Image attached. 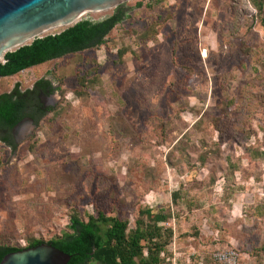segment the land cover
Returning <instances> with one entry per match:
<instances>
[{
  "label": "rangeland",
  "instance_id": "rangeland-1",
  "mask_svg": "<svg viewBox=\"0 0 264 264\" xmlns=\"http://www.w3.org/2000/svg\"><path fill=\"white\" fill-rule=\"evenodd\" d=\"M121 7L99 48L0 79V93L40 78L61 93L11 162L0 140V245L58 237L73 210L132 227L150 207L171 214L170 261L217 264L230 247L264 264V12L250 0Z\"/></svg>",
  "mask_w": 264,
  "mask_h": 264
},
{
  "label": "trees",
  "instance_id": "trees-1",
  "mask_svg": "<svg viewBox=\"0 0 264 264\" xmlns=\"http://www.w3.org/2000/svg\"><path fill=\"white\" fill-rule=\"evenodd\" d=\"M250 2L259 15L264 12V0ZM141 4L137 3L138 6ZM114 10L112 15L101 20L81 19L57 33L36 38L27 45L7 52L5 62H0V79L13 77L50 60L99 48L126 15L121 5ZM262 22L264 24V17ZM94 76L96 73L92 78ZM53 90L49 79L40 78L25 91L20 90L16 83L11 90L0 93V140L14 147L9 132L25 117L28 104L36 125L52 112L54 107L44 108L36 95L40 91L48 94ZM30 94L35 96V101L29 99ZM254 154L264 158V150L258 149ZM178 195L177 191L172 193L173 201ZM170 218L171 214L165 209L142 207L138 210L134 225L130 227L128 220L112 212L99 210L96 214H87L84 220L77 210H73L67 230L60 236L48 241L32 238L23 247L0 245V260L10 252L47 243L71 255L67 264H171L167 247L171 243L173 230L164 225Z\"/></svg>",
  "mask_w": 264,
  "mask_h": 264
},
{
  "label": "water",
  "instance_id": "water-1",
  "mask_svg": "<svg viewBox=\"0 0 264 264\" xmlns=\"http://www.w3.org/2000/svg\"><path fill=\"white\" fill-rule=\"evenodd\" d=\"M127 1L130 0H0V62H5L7 52L36 38L57 33L81 20L86 13L116 8ZM52 87L54 90L51 93L39 95V102L44 108L53 106L60 97L59 87ZM34 126V123L25 120L9 132L14 144L10 147L9 162L13 160L19 141ZM70 258L71 255L55 246L41 243L4 255L0 264H67Z\"/></svg>",
  "mask_w": 264,
  "mask_h": 264
},
{
  "label": "built area",
  "instance_id": "built-area-1",
  "mask_svg": "<svg viewBox=\"0 0 264 264\" xmlns=\"http://www.w3.org/2000/svg\"><path fill=\"white\" fill-rule=\"evenodd\" d=\"M241 254L234 248L217 249L213 253V259L217 264H240ZM171 264H179L174 258Z\"/></svg>",
  "mask_w": 264,
  "mask_h": 264
},
{
  "label": "flooded vegetation",
  "instance_id": "flooded-vegetation-1",
  "mask_svg": "<svg viewBox=\"0 0 264 264\" xmlns=\"http://www.w3.org/2000/svg\"><path fill=\"white\" fill-rule=\"evenodd\" d=\"M39 95H43V92L40 91L37 95L36 98H39ZM30 100L32 99L33 101H35V96L33 94H30ZM30 104L27 105V109L24 111L25 117H23L11 130H14L16 127H18L23 121L25 120H29L32 124L34 123V125H36L35 123V119L32 116L31 112H30Z\"/></svg>",
  "mask_w": 264,
  "mask_h": 264
}]
</instances>
